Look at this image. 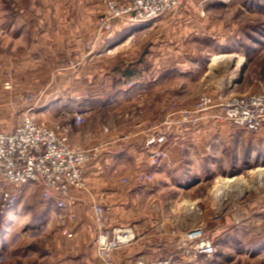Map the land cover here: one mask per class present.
I'll use <instances>...</instances> for the list:
<instances>
[{
    "label": "rangeland",
    "instance_id": "obj_1",
    "mask_svg": "<svg viewBox=\"0 0 264 264\" xmlns=\"http://www.w3.org/2000/svg\"><path fill=\"white\" fill-rule=\"evenodd\" d=\"M110 1L122 6L120 0H0V86L7 91L22 84L26 90L12 94L13 120L0 130L14 131L30 106L39 108V124L61 127L69 146L90 157L82 165L86 187L79 190L89 189L86 167L108 144L125 142L124 151L142 148V170L134 158L122 173H131L133 184L157 191L152 199L162 201L174 225L169 236L176 249L179 235L203 227L215 254L200 257V264H264V129L254 134L234 128L221 120L219 107L222 100L264 95V0H209L204 11V0H185L152 22L115 19L111 32L104 33ZM220 55L229 57L212 66ZM208 98L212 108L200 109ZM48 103L62 110L43 112ZM214 109L221 111L213 121L198 119ZM78 116L84 118L81 124ZM99 133L117 134V139L88 145L87 139H98ZM162 133L168 142L152 155L156 147L148 142ZM173 146L176 161L157 172ZM146 175L153 180L137 181ZM183 175L198 183L178 189L172 177ZM16 192L19 200L11 208L0 199V264H82L60 255L51 243L60 226L64 236L73 237L64 222L68 203L61 210L58 198L44 201L42 185ZM98 205L110 208L93 204L96 229ZM112 218L110 224L119 222ZM176 220L185 228H177ZM174 259V264L191 262Z\"/></svg>",
    "mask_w": 264,
    "mask_h": 264
},
{
    "label": "built area",
    "instance_id": "obj_2",
    "mask_svg": "<svg viewBox=\"0 0 264 264\" xmlns=\"http://www.w3.org/2000/svg\"><path fill=\"white\" fill-rule=\"evenodd\" d=\"M122 6L109 2L108 18L102 22L101 30L110 33L113 20L128 19L130 23L152 22L180 8L185 0H120ZM200 109L212 108L213 101L202 100ZM221 120L234 128L247 133L257 134L264 129V95L255 94L222 100ZM17 128L9 133L0 130V199L6 208L13 207L19 200L17 190L22 187L42 185L43 200L50 202L58 198V208L65 209L72 189L86 187L83 180L82 165L90 160L85 153L73 150L61 133V127L54 129L44 127L36 119V106H30ZM39 109V108H38ZM37 109V110H38ZM81 124L84 118L77 117ZM189 113L185 114L186 123ZM185 124V125H186ZM168 142L166 133L152 137L148 145L156 147L151 153L158 155L160 149ZM166 157V154H163ZM162 156L160 158H163ZM149 175L140 176L137 181H152ZM99 227L96 229V251L108 264H112L115 250L131 245L136 241V234L129 228L114 225L107 228L112 218L111 209L96 206ZM107 215L108 220L105 219ZM186 230V229H185ZM182 233V232H181ZM207 233V232H206ZM204 228H196L189 233L179 235L176 254L182 262H189L200 257L215 254L211 241ZM173 258V257H172ZM172 258L165 262H146L140 258L137 264H170Z\"/></svg>",
    "mask_w": 264,
    "mask_h": 264
},
{
    "label": "crops",
    "instance_id": "obj_3",
    "mask_svg": "<svg viewBox=\"0 0 264 264\" xmlns=\"http://www.w3.org/2000/svg\"><path fill=\"white\" fill-rule=\"evenodd\" d=\"M208 1L209 0H204V2H201L200 7L202 11H204V6H209L207 4ZM24 71H27V68H24ZM154 83L157 85V81H154ZM19 91H26L22 84H18L14 89L7 91L0 86V128L3 130H7L11 126L13 114L10 100L14 96L12 94ZM57 97L58 96H56L52 102L57 99ZM47 106V109L43 112H50L51 110L60 112V110H62V107L56 103L53 105L52 103H48ZM220 111L219 109L207 111L200 114L199 117L201 118L198 117V119L204 120V118H206L208 121H213L215 114L220 113ZM212 124L213 122H211L209 126H206L205 130L211 128ZM202 131L199 130V132ZM99 135L98 139L97 136H90L87 139L88 145L91 146L102 139H117V134L114 135L113 133H99ZM124 144L125 142L121 141L108 144L101 158L86 167V179L89 189H73L71 191V195L67 201V210L64 211V218H66L64 222H66L69 231L73 232V237L67 238L64 236L61 232L62 226H60L58 227L60 233H56L51 241L57 252L64 257L71 258V261L79 259L82 264H105L96 250L91 247L96 229L93 210L94 203H100L110 207L112 215L119 221L115 225L132 227L138 238L132 245L115 250L112 254V264H136L140 257L147 259V261H160L170 259L174 256L175 261L179 259L176 256L178 251L174 245V238L169 236V231L174 225L168 223L162 201L160 199L155 201L156 198L152 199V195L157 194V191L154 192L153 188L133 184L132 178L129 176L131 173L128 175L127 173H122L124 167L129 165L130 160L134 158L136 159V163L140 164L139 169L143 167L144 164L140 162L142 148H132L129 151H124ZM168 153L169 156L167 158L166 155L165 158L167 159L165 161L163 160V164L155 168L157 172L162 169L164 170L165 167L169 165L168 163H174V161H176L175 157L178 150H174V146L168 149ZM138 158H140V161ZM115 170L118 172H115ZM125 178L128 180L127 183L123 181ZM190 178L189 176L183 175L174 176L172 180L176 183L174 184L175 187L182 191H187L198 183H191ZM165 201L166 204H169L168 208H170L172 198L170 197V200ZM52 204L53 202L46 203L45 207L50 208ZM156 206L159 208L158 210ZM156 213L157 215H155ZM155 216L160 218L157 220ZM49 221L50 223L52 222L51 220ZM54 222L56 221L54 220ZM177 226L179 229L185 228L183 221L176 220V227ZM202 259L203 258L192 260L189 264H200V262H202L200 260ZM174 263L175 262H172L170 264Z\"/></svg>",
    "mask_w": 264,
    "mask_h": 264
},
{
    "label": "bare ground",
    "instance_id": "obj_4",
    "mask_svg": "<svg viewBox=\"0 0 264 264\" xmlns=\"http://www.w3.org/2000/svg\"><path fill=\"white\" fill-rule=\"evenodd\" d=\"M226 57H229L228 55H220V56H216V57H214L213 58V62H212V66L213 65H217V63H219V60H221V59H223V58H226ZM245 62V59L244 58H242V64ZM261 170H264V168L263 169H261ZM227 181H233V180H230V179H228ZM244 182V181H243ZM242 183V182H241ZM223 187L224 186H222V188L221 189H223ZM191 212V211H190Z\"/></svg>",
    "mask_w": 264,
    "mask_h": 264
},
{
    "label": "trees",
    "instance_id": "obj_5",
    "mask_svg": "<svg viewBox=\"0 0 264 264\" xmlns=\"http://www.w3.org/2000/svg\"><path fill=\"white\" fill-rule=\"evenodd\" d=\"M204 259V258H203Z\"/></svg>",
    "mask_w": 264,
    "mask_h": 264
}]
</instances>
